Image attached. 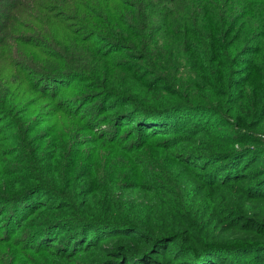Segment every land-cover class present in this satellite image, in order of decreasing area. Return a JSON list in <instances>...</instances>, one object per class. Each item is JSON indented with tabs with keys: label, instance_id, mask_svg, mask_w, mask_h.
<instances>
[{
	"label": "trees",
	"instance_id": "trees-1",
	"mask_svg": "<svg viewBox=\"0 0 264 264\" xmlns=\"http://www.w3.org/2000/svg\"><path fill=\"white\" fill-rule=\"evenodd\" d=\"M27 1L0 0V45L25 43L63 64L15 62L26 94L0 106V124L11 127L19 104L38 128L79 115L89 141L108 135L137 152L152 144L168 173L159 190L129 186L127 203L114 188L76 193L70 168L58 179L40 159L9 178L0 150V245L27 244L13 264H159L158 253L171 264H264V0H104L99 26L90 25L93 0H39L24 23ZM60 41L61 50L51 44ZM119 70L145 74L118 87L108 72ZM1 86L0 96L13 89ZM116 235L134 245L105 244Z\"/></svg>",
	"mask_w": 264,
	"mask_h": 264
},
{
	"label": "rangeland",
	"instance_id": "rangeland-1",
	"mask_svg": "<svg viewBox=\"0 0 264 264\" xmlns=\"http://www.w3.org/2000/svg\"><path fill=\"white\" fill-rule=\"evenodd\" d=\"M84 1L88 4V0ZM96 1L97 3H95L94 0L90 2L92 6L88 4L90 8H94V16L90 21L91 26H99L98 24L103 22L101 14L98 13V10H100V7H104L99 3H105V1ZM39 2V0H29L23 4V7L21 8V16L25 20L24 23L29 22V17H31V12L29 9L31 6L33 5L38 7L40 4ZM53 2L54 1L46 0V2H42V5H44V3L52 5ZM117 3L119 4L120 2L117 1ZM118 7L120 9H124L123 5L121 4L118 6L116 5L117 9ZM22 9L26 10L28 15L22 14ZM33 18L38 17L35 15ZM35 25L39 26L40 24L35 23ZM35 25L33 26L35 27ZM99 31L102 33L105 32L103 29ZM117 31L120 33L119 29ZM12 33L16 34V32ZM74 37L67 38L65 42L69 41L67 42L68 45L72 46L73 41L70 40ZM7 44L9 46L3 45L2 47V45H0V83H2L1 87L5 85V82L12 83L13 89L10 92L2 90V95L0 96V106H5L7 104L9 105L10 103L17 101L19 98H16V96L13 95L14 93L15 95L16 93H22L23 95L26 94L25 89H22V83L24 80L21 75L22 69L16 68V71H13L11 68L15 62L21 61L24 63V61H27L28 64H30V70H47V68L50 69L63 64V62L59 61L60 59H57L60 57V54L51 57V61L45 63L47 60L46 58L48 57L45 54L38 53L40 48L36 47V51L25 43L18 45L15 41H10ZM12 44H14L16 49H12ZM51 44L53 47L58 45V48L60 50L62 49L61 45L63 44L61 41L60 44L58 42H51ZM50 52H52V49ZM31 54H33L34 57L28 56ZM118 58L119 59H115L116 64H120L125 61L127 59L126 52L119 53ZM34 64L36 66L38 65L37 67L40 69H38ZM144 74L145 73L138 71L137 78H128L127 73L125 75L126 77H123L121 70H119L116 74H110V72H108V75L112 78L110 82L116 84L118 87L125 84L126 80L129 84L138 83L139 78H141L142 75L144 76ZM145 78H149L148 80H150L153 77H146L145 75ZM128 79H132L131 82ZM50 86L53 88L54 85L51 84ZM158 86H160V83L157 84V87ZM84 91H87V86ZM26 96L30 97L31 95ZM64 97L68 98L70 95H66ZM169 99L170 98H165V100H161L165 102H171ZM67 107L73 108L70 104ZM23 108L24 104H19L18 110L13 115L16 123L14 122L9 126H16L14 130L10 129L11 127H4V125L0 124V150L4 152V155L10 151L19 152L18 155H15L14 157H5L2 155L5 160L10 162L8 169L5 170V173L9 175V178H19V175L16 174L17 172H22V169H30L31 164L40 159V162L49 166V172L51 173L50 175L58 177V179L60 172L66 173L67 169L70 168L71 174H73L76 179L75 185L73 187L76 193L84 192V194H87L91 191H94L97 194H106L110 189L114 188L115 191L117 190L116 193L118 196H124V199H118L120 201L127 202V199L125 198L129 196L131 191V188L128 189L129 186L153 190L155 188L158 189L160 186L164 187L166 185L164 181L160 179L162 174L168 173L166 170V161L162 163L157 159V153L160 149L153 148L151 146L152 144L144 147L142 151L137 152L124 151L120 148H117L113 141V143H110L108 135L101 141H89L90 135L87 133V131H84V127L82 126L83 122L78 119L79 115L72 117L69 115L60 114L57 115L54 120L47 125V127L38 128V119L36 118L35 111L24 114L20 112L23 110ZM43 112L45 114V111ZM46 112H48V110H46ZM48 114L52 115V112ZM113 115L114 113L109 114L108 116ZM108 128L109 125L102 124L94 132H96L98 135H102L101 133L108 132ZM123 131H125V129H123ZM120 139H122L121 136L117 138L119 141L118 144L124 142ZM144 155H146L145 159L143 157L145 162H143L138 157ZM59 156L60 158H58ZM56 157L57 159H55ZM57 160L58 163L54 164V162ZM49 179L50 178H47V180ZM13 186H15L14 181L10 183V188ZM1 190L4 191L5 188H2ZM136 190L138 189L134 188L135 193L130 199L140 200L136 198L140 196ZM58 191H60V189H58ZM151 193H153V191H150V194ZM25 232L27 233V231ZM30 240L33 242V239ZM17 242L22 243L21 239H17ZM104 242L111 247H114L119 242L121 244L130 243L134 245L133 241L118 235L109 237ZM22 245L24 248L27 246L25 243H22ZM22 245H16L15 243L7 246L0 245V264H13L15 261L19 260L20 257L18 256V252H20V250L24 252L23 249H21ZM19 247L20 249H18ZM163 254L158 253L155 260H158L159 264L163 262H165V264H171L169 261L171 260L172 255L168 253H165L164 255ZM19 264H21V262H19Z\"/></svg>",
	"mask_w": 264,
	"mask_h": 264
}]
</instances>
